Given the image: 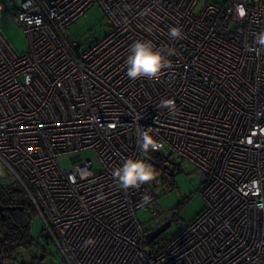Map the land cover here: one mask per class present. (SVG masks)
Wrapping results in <instances>:
<instances>
[{"label":"built area","instance_id":"1","mask_svg":"<svg viewBox=\"0 0 264 264\" xmlns=\"http://www.w3.org/2000/svg\"><path fill=\"white\" fill-rule=\"evenodd\" d=\"M198 1H0L29 45L18 53L0 31V159L67 264H264V49L250 50L264 31V0L197 11ZM95 4L111 27L88 44L72 26ZM136 40L174 52L172 67L129 79ZM168 99L174 115L161 107ZM139 127H152L164 149L143 154ZM83 151L99 170L89 158L60 164ZM172 157L195 167L205 207L149 242L156 227L179 222V209L163 211L151 182L125 191L112 173L133 158L171 176ZM148 207L152 222L141 224L137 211Z\"/></svg>","mask_w":264,"mask_h":264},{"label":"rangeland","instance_id":"2","mask_svg":"<svg viewBox=\"0 0 264 264\" xmlns=\"http://www.w3.org/2000/svg\"><path fill=\"white\" fill-rule=\"evenodd\" d=\"M1 1V0H0ZM10 2L12 6L19 7L21 0H5ZM226 0H199L197 11H200L204 5L208 3H224ZM11 12H0V31L5 36L13 50L18 53L26 52L28 45L27 35L13 20ZM111 27V22L107 17L103 8L95 4L86 15L80 18L72 26L73 36L78 40L91 44L98 38L102 37ZM92 151H83L81 153L67 154L60 156L59 162L64 169L72 167L74 164L82 160V158L90 159L94 163V170L100 169V162ZM176 171L173 175L169 176L156 171V177L151 181L154 191L157 195L158 206L164 211L172 208H179L178 215L180 216L179 222H174L172 226L163 232L164 236L168 238L175 235L184 221H189L199 215L205 207L204 198L198 190L201 186V179L196 173L195 167L187 160H182L178 157H172ZM0 182L14 183L15 180L11 178L8 173L7 167L0 159ZM25 202L30 203V200L25 197ZM141 224H148L152 222L153 211L150 207L142 208L137 211L136 216ZM32 236L34 243L30 247L19 250L16 262L12 264H67L63 257L60 256V251L55 243L50 238L45 237V224L41 217L36 214L34 216ZM6 264L8 261H6Z\"/></svg>","mask_w":264,"mask_h":264},{"label":"clouds","instance_id":"3","mask_svg":"<svg viewBox=\"0 0 264 264\" xmlns=\"http://www.w3.org/2000/svg\"><path fill=\"white\" fill-rule=\"evenodd\" d=\"M240 14H244L243 9H240ZM168 36L173 40L181 39L182 30L178 27H171L168 31ZM254 44L259 47L250 49L251 51L259 52L264 49V31L254 34ZM174 54L172 51L165 53L158 50L149 40H136L131 44L129 55L126 59V75L131 80L138 78L155 80L160 75H163L166 69L172 67L168 56ZM161 107L168 108L171 114H175L176 105L174 100H163ZM152 132V127H139L137 131V144L139 150L145 155L149 151L156 152L165 147V143L154 137ZM112 176L117 186L127 191L133 188L139 189L142 185L153 181L156 177V171L146 159L128 158L122 166L113 170ZM147 199L145 197L146 202ZM92 243H94L92 238L85 241L86 246Z\"/></svg>","mask_w":264,"mask_h":264},{"label":"trees","instance_id":"4","mask_svg":"<svg viewBox=\"0 0 264 264\" xmlns=\"http://www.w3.org/2000/svg\"><path fill=\"white\" fill-rule=\"evenodd\" d=\"M25 197L27 193L16 182L4 185L0 182V207L4 208L0 210V247L3 259L10 264L18 260L16 257L22 247L28 248L34 243L32 219L37 212L31 201L25 202Z\"/></svg>","mask_w":264,"mask_h":264},{"label":"water","instance_id":"5","mask_svg":"<svg viewBox=\"0 0 264 264\" xmlns=\"http://www.w3.org/2000/svg\"><path fill=\"white\" fill-rule=\"evenodd\" d=\"M173 171H170V175H173ZM4 209L3 207H0V210ZM171 222L167 221L165 223H163L162 225H160L159 227H156V229H154L153 231H151L148 234V238L147 241L151 242L153 241V239H155L156 237H158L160 234H162L164 231H166L169 226H170ZM0 254H1V247H0Z\"/></svg>","mask_w":264,"mask_h":264}]
</instances>
